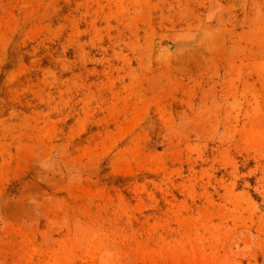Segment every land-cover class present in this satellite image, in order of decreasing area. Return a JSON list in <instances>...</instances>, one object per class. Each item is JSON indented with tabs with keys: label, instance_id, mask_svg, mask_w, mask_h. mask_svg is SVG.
I'll use <instances>...</instances> for the list:
<instances>
[{
	"label": "rangeland",
	"instance_id": "374dc122",
	"mask_svg": "<svg viewBox=\"0 0 264 264\" xmlns=\"http://www.w3.org/2000/svg\"><path fill=\"white\" fill-rule=\"evenodd\" d=\"M0 264H264V0H0Z\"/></svg>",
	"mask_w": 264,
	"mask_h": 264
}]
</instances>
